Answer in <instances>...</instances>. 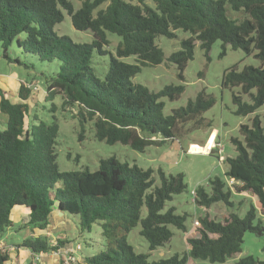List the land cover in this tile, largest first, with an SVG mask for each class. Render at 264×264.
Masks as SVG:
<instances>
[{
  "label": "trees",
  "instance_id": "trees-1",
  "mask_svg": "<svg viewBox=\"0 0 264 264\" xmlns=\"http://www.w3.org/2000/svg\"><path fill=\"white\" fill-rule=\"evenodd\" d=\"M80 1L81 6L75 9L72 0H0V43L3 57L10 63L34 67L10 56L9 47L16 43L22 54H34L41 62L55 65L50 72H40L46 101L61 96L62 109L68 105L77 109L81 137L84 124L93 120L98 140L144 151L205 126L202 115L213 107L215 99L204 90L166 115L162 98L178 99L184 85L169 84L152 91L133 81L143 66L164 61V51L155 42L157 36L174 38L177 30L190 34L181 41V49L168 57L176 64L180 80L194 58L196 42L208 54L220 40L261 61L259 66L224 72L223 86L240 87L249 97L244 101L240 93L233 94L235 113L247 116L264 105V0ZM227 5L243 12V18L230 17ZM64 11L77 30L92 32V42H75L55 31V25L64 20ZM109 33L121 41L116 53H110L106 72L99 75L93 66L94 56L108 52ZM130 56L136 57V63L123 60ZM30 91L27 83H22L20 100L14 101L0 87V112L7 116L6 128L0 130V239L14 227L12 213L19 207L29 212V220L20 229H46L55 209L77 221L80 234L99 224L105 248L86 254L80 264H187L189 259L225 263L241 252L246 231H264L255 205L245 216L228 212L222 220L207 213L199 219L198 235L188 239L186 252L149 260L150 253L135 251L128 234L140 224V234L153 251L171 240L172 227L188 231L187 214L167 206L187 189L184 174L144 169L115 156L101 159L95 171H61L55 151L59 124L55 116L48 123L31 114ZM240 132L243 140L236 141L237 155L226 159V176L236 182L235 191L252 193L264 211V126L260 117L250 125L242 124ZM208 186L209 190L202 186L196 190V204L206 208L219 202L234 205L228 181L215 177ZM70 242L68 236L56 239V243L50 236H28L13 246L39 255ZM8 246L0 241V264L11 258ZM235 264H264V260L247 255Z\"/></svg>",
  "mask_w": 264,
  "mask_h": 264
},
{
  "label": "rangeland",
  "instance_id": "rangeland-1",
  "mask_svg": "<svg viewBox=\"0 0 264 264\" xmlns=\"http://www.w3.org/2000/svg\"><path fill=\"white\" fill-rule=\"evenodd\" d=\"M75 9L81 6L80 0H72ZM227 14L232 18H243V12L235 11L227 5ZM55 31L59 35H67L75 42H92L93 34L91 31L77 30L71 16L64 11V20L55 25ZM190 34L182 30L176 31V37L168 38L166 36H157L155 42L163 49L165 59L158 65H145L134 78L135 83L146 85L152 91H159L169 84H183L185 89L181 96L173 101L162 98L165 102L164 114H170L172 109L185 106L190 99H194L197 94L204 90L215 99L213 107L203 113L205 126L196 128L185 135L167 140L161 145H151L144 151L133 149L130 145L122 143L109 144L106 141L98 140L95 137V125L93 120H88L84 124L83 137L82 127L79 118L76 116L77 109L73 106H66L62 109V97L56 96L53 101H46L45 83L40 75L42 69L51 71L55 67L53 63H43L34 54H22L18 50V45L14 43L9 47L8 53L12 58H19L21 61L33 64L34 67L26 68L17 62H8L3 57V47L0 43V87L5 91L7 97L20 100L19 89L22 83H27L31 89V96L28 100L31 114H37L39 120L48 123L55 120L59 124V132L55 144L57 162L61 171H81L88 169L95 171L99 168L100 160L111 156L117 157L122 162L131 165L136 164L144 169L153 168L157 171L159 168L166 174H177L182 172L187 189L176 194L171 201L167 203L168 207L174 206L176 213L187 214L186 224L188 231L172 227L174 232L171 240L162 247L153 251L149 250L147 240L140 234V224L134 227L128 234V241L133 245L135 251L140 253H150L149 260H158L160 258L170 257L175 253H184L189 248L188 239L198 235L200 226L193 225L195 219L210 214L216 220H222V217L228 212H236L245 216L251 205L258 209V216L263 220L264 211L260 208L255 196L250 192L239 193L235 191V185L226 176L227 157L237 155L236 141L243 140L240 132L242 124H251L252 120L259 116L264 126V105L259 107L254 113L247 116L237 115V107L233 102V94L240 93L244 101L249 97L241 93L240 87H225L222 84L224 72L227 69L236 67L242 70L246 65L259 66L261 61L253 54L247 55L242 49H233L230 45L222 41H216L208 54L196 42L194 49V58L190 60L184 70V80L177 77V66L168 60V57L175 51L181 49V41ZM24 37V34L21 35ZM110 43L105 46L108 51L105 55L95 53L93 66L99 75H103L108 67L110 53H116V46L121 41V37L109 33ZM28 55V56H27ZM129 63H136V57L130 56L123 58ZM26 81V82H25ZM56 108H53V105ZM7 116L0 112V130L6 128ZM208 124V125H206ZM219 177L229 182L233 191L231 200L233 206H228L223 202L213 203L206 208L195 203L192 190L199 187H205L209 190L208 182L210 179ZM159 182V178L157 179ZM231 183V184H230ZM233 184V185H232ZM197 193V192H196ZM197 196V195H196ZM146 211L144 212L145 215ZM56 223L50 232H54V239L63 238L60 231L71 239L70 245L75 246L80 243L83 254H96L105 248L104 239L101 234L99 224H94L91 232L80 234L77 221L67 219ZM18 225L21 224L19 221ZM17 226V225H16ZM47 231L29 228H23L18 231L8 230L3 235L7 243H18L22 241L23 235H42ZM24 233V234H23ZM49 235V236H50ZM56 243V240H54ZM5 242V246H6ZM9 251L12 246L6 247ZM247 255H253L255 258L264 260V231L255 233L246 231L241 252L229 258L225 263H211L209 261L189 259L187 264H235L237 260ZM82 258L77 263L80 264Z\"/></svg>",
  "mask_w": 264,
  "mask_h": 264
},
{
  "label": "crops",
  "instance_id": "crops-1",
  "mask_svg": "<svg viewBox=\"0 0 264 264\" xmlns=\"http://www.w3.org/2000/svg\"><path fill=\"white\" fill-rule=\"evenodd\" d=\"M28 213L29 212H28V209L26 207L16 208L12 213V220L14 223V227L9 228L8 230H14V229L18 228V231H22L23 228L20 229L19 226L27 223V221L29 220ZM64 219H67L68 221H70V218L64 212L61 214L60 210L55 209L50 214V224L47 226L46 229H40V230L47 231L46 233H49V235H50V234L54 233L52 231L50 232V230L56 224V223H54V221L55 222L56 221L61 222V220H64ZM19 221L21 222L20 225L17 224ZM27 228H29L32 231L35 229H39V228L31 229L30 227H27ZM61 233L63 235L62 237H65V235H64L65 233H63V230L60 231V233H58L57 235H59ZM49 235H46V234L25 235L24 234L23 239L25 237H28V236H49ZM51 236H53V235H50V237ZM51 238L53 241L54 238L53 237H51ZM54 240H56V238ZM0 241H1V243H5L6 239H4L2 236ZM6 244L9 246H12L13 250H10L11 258L5 264H62L63 254H55L53 252H50V253L35 255V254H32L26 248H18V247L13 246L15 243L10 244V243L6 242ZM69 245H70V243L66 246H69ZM85 255L86 254H83L82 252L79 254V258H82V261L80 263L84 262Z\"/></svg>",
  "mask_w": 264,
  "mask_h": 264
},
{
  "label": "built area",
  "instance_id": "built-area-1",
  "mask_svg": "<svg viewBox=\"0 0 264 264\" xmlns=\"http://www.w3.org/2000/svg\"><path fill=\"white\" fill-rule=\"evenodd\" d=\"M230 181L233 182V184L236 183L234 180H230ZM191 193L195 198L197 195L196 191L192 190ZM193 225L195 227L201 226L199 219H195ZM81 251H82V246L80 243H77L75 246L71 245L70 248L65 246L64 248L54 251L53 253L63 254V257H62L63 264H75L79 260V254L81 253Z\"/></svg>",
  "mask_w": 264,
  "mask_h": 264
},
{
  "label": "water",
  "instance_id": "water-1",
  "mask_svg": "<svg viewBox=\"0 0 264 264\" xmlns=\"http://www.w3.org/2000/svg\"><path fill=\"white\" fill-rule=\"evenodd\" d=\"M60 213L62 214L63 212H62V211H60ZM258 233H260V234H261V233H262V231H260V232H258Z\"/></svg>",
  "mask_w": 264,
  "mask_h": 264
}]
</instances>
